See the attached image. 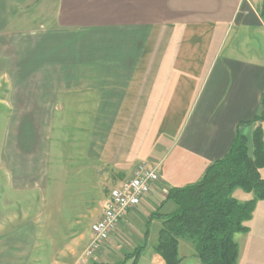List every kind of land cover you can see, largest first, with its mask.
I'll return each instance as SVG.
<instances>
[{"label":"crops","instance_id":"crops-1","mask_svg":"<svg viewBox=\"0 0 264 264\" xmlns=\"http://www.w3.org/2000/svg\"><path fill=\"white\" fill-rule=\"evenodd\" d=\"M38 1L0 0V35H22L1 43L0 171L23 193L69 185L100 219L113 189L157 163L160 182L123 222L142 221L148 243L156 211L174 209L168 190L200 182L238 130L252 135L240 125L262 110L264 0H57L55 26L31 41L19 18ZM186 245L183 264H201Z\"/></svg>","mask_w":264,"mask_h":264},{"label":"rangeland","instance_id":"rangeland-1","mask_svg":"<svg viewBox=\"0 0 264 264\" xmlns=\"http://www.w3.org/2000/svg\"><path fill=\"white\" fill-rule=\"evenodd\" d=\"M56 1L31 2L27 17L19 18L20 22L27 24L26 30L32 32L27 35L29 40L33 41L38 34L47 35L48 32H43L55 26ZM0 36L4 37V40H0V57H4L9 52L6 48L10 46L1 43L8 40L11 44L12 36H17L20 40L22 35ZM0 84L2 85L0 100H3L7 86L4 81ZM1 110L2 108L0 133L5 122V115ZM8 182L4 171H0V264H83L82 256L92 241L90 228L99 220L102 204L93 199L82 204L69 202L72 196L69 185H64L61 189L49 183L46 184V189L34 191L31 188L23 193L22 189ZM234 195L240 202L252 197L240 190ZM263 203L259 202L252 220L245 224L250 228V233L235 236V241L240 247V264H264ZM140 223L127 230L125 223H122L119 230L107 239L96 258L88 264L95 262L115 264L123 261H125L123 264H134V256L127 259L126 257L144 244L143 235L147 228L143 226L142 221ZM160 226L161 223L150 227L152 236L148 241L146 253H143L145 257L137 264H154V257L151 256L149 249L158 240ZM11 234L19 241H10L13 237ZM183 243L189 244L184 240L181 244ZM187 245L185 247H188Z\"/></svg>","mask_w":264,"mask_h":264},{"label":"trees","instance_id":"trees-1","mask_svg":"<svg viewBox=\"0 0 264 264\" xmlns=\"http://www.w3.org/2000/svg\"><path fill=\"white\" fill-rule=\"evenodd\" d=\"M261 106L259 115L240 125L254 126L250 138L238 130L229 152L208 166L200 182L168 190L165 202L174 206L173 211L161 213L159 208L154 215L161 223L154 251L164 264H183V240L192 245L201 264H239L235 236L249 233L245 224L264 201V95ZM237 190L252 197L240 202L234 195ZM147 244L126 259L134 256L137 264Z\"/></svg>","mask_w":264,"mask_h":264},{"label":"built area","instance_id":"built-area-1","mask_svg":"<svg viewBox=\"0 0 264 264\" xmlns=\"http://www.w3.org/2000/svg\"><path fill=\"white\" fill-rule=\"evenodd\" d=\"M159 170L158 165L141 163L129 180L111 191L102 217L90 228L92 241L82 256L83 264L96 258L107 239L119 230L129 212L139 207L142 200L158 185L161 179Z\"/></svg>","mask_w":264,"mask_h":264}]
</instances>
